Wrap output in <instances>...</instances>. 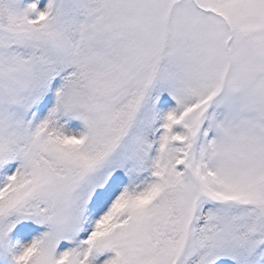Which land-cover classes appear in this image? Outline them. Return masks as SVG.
<instances>
[{
	"label": "snow or ice",
	"instance_id": "1",
	"mask_svg": "<svg viewBox=\"0 0 264 264\" xmlns=\"http://www.w3.org/2000/svg\"><path fill=\"white\" fill-rule=\"evenodd\" d=\"M0 264H264V0H0Z\"/></svg>",
	"mask_w": 264,
	"mask_h": 264
}]
</instances>
